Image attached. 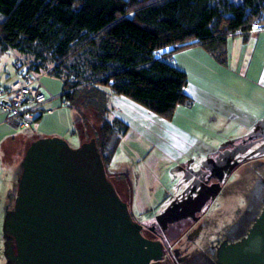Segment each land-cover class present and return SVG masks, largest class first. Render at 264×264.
<instances>
[{"label":"trees","instance_id":"trees-1","mask_svg":"<svg viewBox=\"0 0 264 264\" xmlns=\"http://www.w3.org/2000/svg\"><path fill=\"white\" fill-rule=\"evenodd\" d=\"M254 24L264 30V0H0V53L63 80L62 98L81 122L74 131L85 141L86 129L98 131L107 171L129 129L108 119L109 94L167 117L193 102L173 55L203 46L225 62L228 40Z\"/></svg>","mask_w":264,"mask_h":264},{"label":"rangeland","instance_id":"rangeland-1","mask_svg":"<svg viewBox=\"0 0 264 264\" xmlns=\"http://www.w3.org/2000/svg\"><path fill=\"white\" fill-rule=\"evenodd\" d=\"M193 48H197L193 51V53H196L197 51H202L203 46H194ZM17 57H19L18 53L11 50L0 53V84H4L14 78L17 73L14 62ZM204 58L206 57L203 56V54L200 55L198 53V55L194 57L188 56L186 59V52L178 51L173 55L172 61L179 68H183L188 74L190 84L207 89V91L209 90L210 93L213 95L215 94L214 96L225 101L227 104L231 102L233 106L238 107L241 111L249 113L251 116L253 115V119L251 120L253 121L252 127L247 126V122H245L250 116L244 119L241 117L240 119L241 115L239 114L238 118H230L220 111L215 112L214 110H210L200 101L199 103H192L193 105L191 104V106H177L167 117L159 115L163 118L160 117V122H158L157 118L153 116H144L137 107L129 108L124 105L118 106L116 102L111 99V95L114 94H109L108 106L111 112L107 117L109 120L114 117L123 120L129 126L127 131L129 135H126L127 137L124 141L123 137L125 135L122 137L117 152L112 161L108 164V176L110 180H120L118 186L120 189L122 188V190H120L122 198L129 203L130 210H133L134 213L138 215L146 217L152 215L156 216L183 196L195 193L196 190L194 189L196 187H205L202 182L204 181L205 171H209V168H207L209 154L218 151L226 152L229 147H231L232 143L236 144L239 140L242 143L241 140L246 138L249 134L261 132L264 129V107L263 112L260 107L264 101H257L258 105L251 108L249 101L252 97H255L253 91L250 92L249 88L248 92H241L240 88L243 83L238 80L236 81L238 83L237 91L241 93L236 94L230 87L231 80L228 79L224 72L222 73L216 70L218 69L216 62L214 61L215 64L212 65L206 62L207 58L206 60ZM40 81L43 85L46 97L49 98L50 95L60 96L63 93V80L52 74L46 72L42 73ZM105 89L108 90L107 88ZM115 96L122 95L116 94ZM259 102H261L260 105ZM63 103L62 96L48 103L57 110L56 116L58 117V123H60V125L58 123L54 124L53 122L45 121L41 123L40 129L45 133H52L56 132L61 126L59 130H61L62 138L72 147H78L83 143L82 137L84 135L81 137L77 131L76 133L73 131L76 126L81 128V122L78 121L76 124V111L70 107L68 102H65V105ZM135 103L145 108L139 103ZM63 107L65 111L71 115V118H69V116L61 117L59 108ZM92 109L94 110V108ZM145 109L149 110L147 108ZM150 112L153 113L152 111ZM121 116L130 117L131 119L126 121ZM89 118H91L90 114ZM57 126H59V128ZM25 127L24 129L17 127V129L22 130L24 136H26L27 132H37L33 122ZM97 132L98 131L94 128L86 129V136L87 138H96ZM84 138L86 139V137ZM25 140L26 139H23L25 146L20 147L19 152H25L26 148H28L26 145L30 143H27ZM251 142L253 143L243 142V148L245 147L243 151L252 152V156L255 155V152L261 153L264 151V136L254 138ZM191 145L192 150L190 147ZM156 154L159 155V158L155 159V161H157L155 169L157 173L162 174L161 183H163L162 185H164V187L160 185L161 188L159 187L157 192V198L161 199V202L158 203L153 211L145 212L142 211V208H145L150 202L140 199L139 202H137L135 196L131 201L133 192L131 191L130 183L133 189L138 187L141 182L140 171L142 170V165L150 156L152 157ZM151 157L149 161H151ZM252 166L256 167V163L253 162ZM20 170L21 167H19V171ZM128 174L130 175L125 177ZM249 175L250 178H256L250 179L246 173H241L243 180L241 182H236L235 185L229 186L226 192L216 199V202L220 201V203L217 204L219 206L213 211L211 216L208 217L209 227L218 229L219 232H222L225 229L223 227L233 225L241 218H243V223L249 224L251 215L249 212L244 214V211L252 207L255 211L258 209L257 211L259 212L261 207L263 208V175L257 176L256 173ZM12 176L13 172L11 171L8 178ZM140 187L142 191L146 190V185H141ZM255 189L260 194L258 201L255 198ZM243 192L245 193V197H243L246 199L245 203L238 199L241 198ZM166 193L168 195L167 198L165 197ZM143 212H145V214ZM239 212H243V214L239 216ZM209 234L210 233L203 232V240L209 236ZM172 236L175 237L176 234ZM197 254L200 253L198 252ZM197 261L199 262V259L194 261V264Z\"/></svg>","mask_w":264,"mask_h":264},{"label":"water","instance_id":"water-1","mask_svg":"<svg viewBox=\"0 0 264 264\" xmlns=\"http://www.w3.org/2000/svg\"><path fill=\"white\" fill-rule=\"evenodd\" d=\"M5 230L11 264H156L162 254L109 179L95 138L78 147L57 136L30 144ZM219 257L264 264V206L246 237Z\"/></svg>","mask_w":264,"mask_h":264},{"label":"crops","instance_id":"crops-1","mask_svg":"<svg viewBox=\"0 0 264 264\" xmlns=\"http://www.w3.org/2000/svg\"><path fill=\"white\" fill-rule=\"evenodd\" d=\"M195 49L197 48L190 47L180 51L186 52V59L188 56L194 57L199 53L200 55L203 54V56L207 58V60L206 58H204L207 63H211L212 65H214L215 64L214 61H215L216 64L218 65L217 66L218 69L216 70L221 71L222 73L224 72V74L228 77V79L231 80L230 87L234 92H236V94H240L241 92H245V91L248 92V89L250 88V92L253 91L254 96L256 97V98L252 97L249 101L251 108L258 105L257 101H264V30H260V31L254 30L249 35L239 34L234 37H231L228 40L226 47L227 54H226L225 62H220L204 47L202 51H197L196 53H193ZM18 76L19 73L17 72L12 80L7 81L4 84H0V86L10 85L13 81L18 79ZM238 80L243 83L240 88L241 92L237 91L238 83L236 81ZM186 92L193 99L192 102L193 104L199 103L200 101L210 110L212 111L214 110L215 112L220 111L224 115H228L230 118H235V117L238 118L239 114L241 115L240 119L241 117H243L244 119L247 116H250L245 122H247V126L250 127L253 126L252 125L253 121H251L253 119V115L251 116V114L241 111L238 107L233 106L231 102L230 104H227L225 101H222L220 98L214 96L215 94L213 95L212 93H210L209 90L207 91V89H204L198 85L190 84L189 77H188V85L186 87ZM58 97H61V95L53 99L52 98L48 99V101L43 106L44 112L40 113L38 117L35 119V121H33L37 132H33V133L27 132L26 136H24L22 130L17 129V127L24 129L26 128L25 127L26 125H29L31 123L26 122V125L21 126L18 120L9 119L5 113L0 111V264H11L10 259L8 258L7 248H8V242L12 239L5 230V222L14 209V205L18 193L19 179L22 171V168L19 171V167H22V161L25 155L24 153H26L28 149L26 148L25 152L23 151L19 152V148L25 146L23 143V139H26L25 141L31 144L35 140L44 137H55V136L61 138L63 137L60 132L61 130H59L61 129V126L60 128L59 126H57L59 129L56 132H52V133H45L40 129L42 122L48 121V122H53L54 124L58 123V117L56 116L57 110L48 104L51 101L56 100ZM111 99L115 101L118 106L124 105L129 108L137 107L139 108L140 112L144 114V116L147 117L153 116L157 118L158 122H160L159 118L161 116L151 113L149 110H146L145 108L137 105L133 100L125 96H115L114 94L111 95ZM63 101L65 100L63 99ZM263 103L261 104V102H259V105L261 104L260 107L262 112L264 107ZM63 104L65 105L66 103ZM63 108H59L61 117L69 116V118H71V115L65 111V108L64 109ZM45 110H52L53 112L47 113ZM121 117H123V119L126 121L131 119L130 117L128 118L124 116ZM75 121H76V117H75ZM58 124L60 125V123ZM73 132L76 133V131ZM77 133L80 134L81 137L83 136L82 133L79 132ZM126 135L127 136L129 135L128 132L123 137V141L124 139H126L127 137ZM84 137L85 136L82 137L83 138L82 142L86 140ZM30 144H27L26 146L29 147ZM190 147L192 150V145ZM203 149H208V148H203ZM149 158L142 165V170L140 171L141 174L140 184L138 185V187L134 189L132 187L133 199L135 196L137 202H139V199L142 201L150 202L149 205H147L145 208H142L143 209L142 211H153L156 208L158 203L161 202L160 201L161 199L157 198L158 188L160 187V185L164 187V185H162L163 183H161L162 174L157 173L155 169V164L157 163L155 159H158L159 155L158 154L153 155L151 157V161H149ZM11 171L13 172V176L11 178H8V175L10 174ZM129 175L130 174L126 175L125 177ZM141 185H146L145 191L141 190L140 187ZM166 196L167 193L165 194V197Z\"/></svg>","mask_w":264,"mask_h":264},{"label":"flooded vegetation","instance_id":"flooded-vegetation-1","mask_svg":"<svg viewBox=\"0 0 264 264\" xmlns=\"http://www.w3.org/2000/svg\"><path fill=\"white\" fill-rule=\"evenodd\" d=\"M263 131L264 129L261 132L249 134L241 140L242 143L240 140L236 144L230 143L231 147L226 152L211 153L209 161L207 160L209 171H205L202 182L205 187H196L195 193L183 196L156 216L146 217L131 210L133 219L142 225L143 236L151 241L159 242L161 245V258L155 261L156 264H194V261L198 259L199 262L197 261L195 264H222L219 257L222 252L246 237L252 224L261 213L262 207L259 212L258 209L255 211L252 207L244 211V214L249 212L251 215L249 224L243 223V218H241L235 224L223 227L225 229L222 232L209 227L208 217L219 206L217 204L220 201L216 202V199L223 195L229 186L243 180L241 173H246L248 178L252 173H256L257 176L263 175L264 180V151L255 152L253 156L252 152L243 151L245 150L243 142L253 143L252 139L264 136ZM253 162L256 163V167L252 166ZM111 182L120 194V190H122L118 186L120 180L113 179ZM131 191L133 192L132 184ZM206 191L210 193V197L203 205L199 201L193 200ZM254 192L258 201L260 194L256 189ZM243 197H245L244 192L238 199L245 203L246 199ZM145 212L143 213L145 214ZM242 214L243 212H239V216ZM203 232L210 233L204 240ZM171 234H176V236L173 237ZM198 252L200 254H197ZM152 262L154 263V261Z\"/></svg>","mask_w":264,"mask_h":264},{"label":"built area","instance_id":"built-area-1","mask_svg":"<svg viewBox=\"0 0 264 264\" xmlns=\"http://www.w3.org/2000/svg\"><path fill=\"white\" fill-rule=\"evenodd\" d=\"M253 27L256 30L263 28L259 24H254ZM14 66L19 76L10 85L0 86V111L5 113L9 119L18 120L19 124L23 126L26 125V122L35 121L38 115L44 112L43 106L48 99L57 96L46 97L40 81L41 75L33 71L22 58L18 57ZM45 111L53 112L52 110Z\"/></svg>","mask_w":264,"mask_h":264}]
</instances>
